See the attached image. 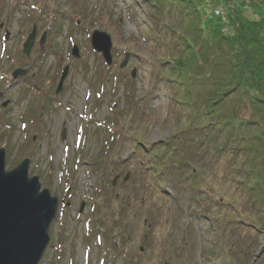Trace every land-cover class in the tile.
Here are the masks:
<instances>
[{
	"label": "rangeland",
	"instance_id": "rangeland-1",
	"mask_svg": "<svg viewBox=\"0 0 264 264\" xmlns=\"http://www.w3.org/2000/svg\"><path fill=\"white\" fill-rule=\"evenodd\" d=\"M227 5L234 6L232 0ZM145 6L139 0H0V148L6 169L28 158V175L68 202L50 225L52 246L41 264H205L204 258L211 259L208 264H264L262 234L248 238L250 231L231 230L220 236L188 213L186 186L166 180L163 188L154 187L139 172L145 160L140 155L172 141L187 121L186 110L167 98V86L155 79L157 67L149 61L162 40L175 35H164ZM216 10L213 23L230 30L229 12ZM252 14L247 15L255 18ZM33 29V45L24 53ZM156 30L162 40L154 39ZM94 31L110 37L109 66L90 44ZM73 47L78 57L71 55ZM126 52L131 66L120 69ZM14 69L25 73L12 80ZM5 100L10 103L3 107ZM234 102V111L247 116ZM192 161L207 172L197 157ZM224 165L221 174L231 169V163ZM102 204L122 210L120 227L111 218L107 224L114 229L107 236L100 230V240L90 226L93 206ZM93 219L101 225L97 215Z\"/></svg>",
	"mask_w": 264,
	"mask_h": 264
},
{
	"label": "trees",
	"instance_id": "trees-1",
	"mask_svg": "<svg viewBox=\"0 0 264 264\" xmlns=\"http://www.w3.org/2000/svg\"><path fill=\"white\" fill-rule=\"evenodd\" d=\"M139 1L151 10L150 18L161 24L164 35L165 31L175 35L174 40L163 39L156 30L154 39L160 37L164 44L149 61L157 67L155 79L167 86V98L186 110L182 127L190 133L186 138L180 132L162 148L140 155L145 160L141 159L144 170L139 172L148 175L154 187L163 188L166 180L186 186L191 202L187 212L220 236L231 230L241 235L250 231L248 238L264 236V0H232L233 7L227 5L231 0ZM219 7L230 14L226 32L212 21ZM250 13L256 17L251 19ZM232 101L247 116L241 118ZM232 130L235 136L230 135ZM195 157L206 173L193 164ZM229 163L231 169L221 174ZM94 206L93 234L101 237L102 230L107 236L115 224L120 227L122 207L114 211L107 205ZM96 215L101 225L94 221ZM111 218L115 223L108 227ZM209 260L204 258V263Z\"/></svg>",
	"mask_w": 264,
	"mask_h": 264
},
{
	"label": "water",
	"instance_id": "water-1",
	"mask_svg": "<svg viewBox=\"0 0 264 264\" xmlns=\"http://www.w3.org/2000/svg\"><path fill=\"white\" fill-rule=\"evenodd\" d=\"M34 37L33 29L23 43L24 53H29ZM42 42L43 37L40 40ZM90 43L102 55L105 63L110 65L112 57L109 35L94 31ZM71 54L78 56L76 47H73ZM128 58L129 54H126L121 68L125 66ZM66 72L67 67L61 73L57 92ZM134 72L131 71L132 77ZM24 73V70L16 69L12 78ZM6 104L7 102L3 103L4 106ZM5 155V149L0 148V264H39L50 241L49 228L56 215L59 200L47 188L40 190L41 184L37 176H28V158L7 170ZM82 206L83 204L80 210Z\"/></svg>",
	"mask_w": 264,
	"mask_h": 264
},
{
	"label": "flooded vegetation",
	"instance_id": "flooded-vegetation-1",
	"mask_svg": "<svg viewBox=\"0 0 264 264\" xmlns=\"http://www.w3.org/2000/svg\"><path fill=\"white\" fill-rule=\"evenodd\" d=\"M60 76H61V74H60ZM60 80V79H59ZM58 83H59V81H58ZM58 83H57V85H56V88L54 89L55 90V93L57 94L58 92L56 91L57 90V87H58ZM35 90L37 89V88H35V87H33ZM62 88H60V90H61ZM60 90H59V92H60ZM1 97V96H0ZM8 101V100H7ZM3 103H4V101L1 103V106L3 105ZM9 103V102H8ZM4 107V106H3Z\"/></svg>",
	"mask_w": 264,
	"mask_h": 264
},
{
	"label": "snow or ice",
	"instance_id": "snow-or-ice-1",
	"mask_svg": "<svg viewBox=\"0 0 264 264\" xmlns=\"http://www.w3.org/2000/svg\"><path fill=\"white\" fill-rule=\"evenodd\" d=\"M0 179H2V178H0Z\"/></svg>",
	"mask_w": 264,
	"mask_h": 264
}]
</instances>
